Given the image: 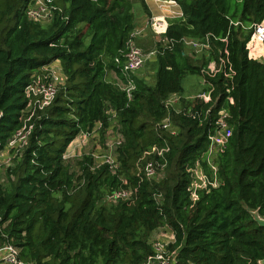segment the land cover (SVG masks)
I'll list each match as a JSON object with an SVG mask.
<instances>
[{
	"label": "trees",
	"instance_id": "1",
	"mask_svg": "<svg viewBox=\"0 0 264 264\" xmlns=\"http://www.w3.org/2000/svg\"><path fill=\"white\" fill-rule=\"evenodd\" d=\"M176 1L184 18L171 20L157 44L156 83L131 75L130 98L123 56L137 29L134 0H54L60 10L48 25L27 18L31 0H0V154L22 127L33 76L58 62L66 79L27 145L7 151L11 163L0 167V250L11 245L31 264H145L153 233L169 227L175 264L264 259V227L253 217L264 218V62L249 50L264 0H240L235 11L228 0ZM141 5L151 17L145 0ZM183 39L210 48L190 55ZM211 62L219 71L209 75ZM187 74L206 80L211 101L182 94ZM172 94L181 103L167 108ZM221 111L232 133L215 161L219 186L193 202L190 170L200 163L211 175L209 138ZM166 118L177 135L159 128ZM98 123L102 139L114 123L118 166L90 153L65 159ZM154 146L169 152L146 156ZM149 161L166 162L162 178L143 174ZM130 188L132 200L113 197Z\"/></svg>",
	"mask_w": 264,
	"mask_h": 264
},
{
	"label": "built area",
	"instance_id": "2",
	"mask_svg": "<svg viewBox=\"0 0 264 264\" xmlns=\"http://www.w3.org/2000/svg\"><path fill=\"white\" fill-rule=\"evenodd\" d=\"M146 1V0H145ZM155 1L160 9L162 10V17H155L152 20L151 28L153 32L158 35H165L168 30V25L163 29L160 24L168 19H183L184 14L181 10L178 2L176 0H151ZM60 8L54 4V0H31L30 6L26 11V16L30 21H34L40 24L50 23L54 17L56 11H59ZM140 35V32L135 30L127 44V51L124 54V66L123 72L128 80L127 84L124 86L128 97L131 98L132 92L135 90L134 80L131 78L135 72L141 70L148 59V56L144 54L143 50L137 46L134 42V38ZM184 44L191 49H194L197 52H203L210 48L209 44L200 42L196 39H183ZM251 42L255 45L264 44V21L254 26V33L251 39ZM250 50V49H249ZM157 54L156 52L153 55ZM263 54V53H261ZM260 60L259 58H256ZM264 60V59H263ZM117 62H120L117 59ZM264 62V61H262ZM53 65V64H52ZM52 65L41 70L40 73L33 76L32 82L27 86L25 94L29 100L28 106L22 116V127L13 135L10 139L8 146L4 152L0 154V157L4 154H8L7 151L19 150L25 147L28 143V139L34 130L35 122L41 118L40 113L50 107L54 102L59 88L63 86L66 82L61 75H57L52 68ZM219 71L218 65L216 62H211L205 73L211 75ZM206 80L202 81V85H206ZM212 89L208 91L202 90L197 95H192L189 98H200L203 99L206 103L211 101ZM181 96L178 94H172L166 100V107L171 108L179 106L181 103ZM230 102L233 103V100L230 99ZM110 115L115 116L114 112H109ZM228 113L226 111L220 112V118L217 122L216 132L210 136L209 150L207 152V162L210 167L211 175H207L203 166L200 163H197L196 167L190 170L192 174V183L188 188L190 192V197L193 202H196L199 199V192L203 190H208L210 187H218L219 181L217 178V165L215 164L217 155L220 152H223L226 148L229 137L231 136V128L227 122ZM101 128V123H98L95 130L91 134L80 135L79 138L85 137V139L91 137L95 132ZM159 128L168 132L171 135H177L178 128L171 122L170 118L164 119ZM111 130V129H110ZM108 130V131H110ZM77 139V138H76ZM86 141V140H85ZM74 142V141H73ZM72 142V143H73ZM120 137H117V141L114 146L106 145V151L110 152V155L104 158V160L98 159L101 163H108L113 167H117L115 157L113 155L116 145H120ZM169 152V148H159L154 146L151 150L145 153L146 156L156 155L159 158H163L165 154ZM66 152L65 159H68L70 155ZM6 163L0 162V167L2 164L9 165L11 163V156L8 157ZM74 158V157H73ZM166 169V162H153L149 161L144 165L143 174L152 180H158L162 178L164 170ZM136 190L128 189L116 192L113 197L115 200L122 199L124 201L132 200L135 195ZM156 231H159L158 233ZM151 239L150 245L153 250V254L147 259L145 264H175V252L170 250V245L175 243V235L169 227H164L156 230ZM169 233V234H168ZM2 253V259L7 264H31L22 262L18 258V251L11 245L5 246L0 250Z\"/></svg>",
	"mask_w": 264,
	"mask_h": 264
},
{
	"label": "rangeland",
	"instance_id": "3",
	"mask_svg": "<svg viewBox=\"0 0 264 264\" xmlns=\"http://www.w3.org/2000/svg\"><path fill=\"white\" fill-rule=\"evenodd\" d=\"M240 0H228V4L231 11L241 9V5L237 2ZM134 13L136 15L137 29H143L145 36L138 35L134 38V42L139 46L145 55L148 56V59L145 63V66L135 72L133 75H136L139 78L144 79L149 85H155L157 79V67L154 52H156V47L158 43L163 41V38L159 35L153 33L151 29L152 21H149V17L146 16L144 8L141 5V0H134ZM49 23L43 24L48 25ZM88 42V40H87ZM165 44V43H164ZM188 53L192 55H202L203 53L197 52L194 49L189 48ZM251 56H256L260 60L264 61V44L255 45L252 42L249 45ZM259 51V53H258ZM263 54H261V53ZM53 70L59 76L61 75L64 79V75L61 70V65L56 62L52 65ZM110 81H118L114 72H110L108 75ZM183 95L190 97L192 95H197L203 89L202 79L199 75L187 74L183 79ZM111 130L108 131L104 136V139L101 138L99 132H95L91 137L85 139L77 138L68 148L67 152L70 157L68 159H74L73 157L82 156L84 154L90 153L94 154L98 159L104 160L107 155H110L109 151H106L105 145L114 146L117 141V134L114 130V123L112 124ZM86 140V141H85ZM9 154H4L0 157L1 163H6L9 159Z\"/></svg>",
	"mask_w": 264,
	"mask_h": 264
},
{
	"label": "crops",
	"instance_id": "4",
	"mask_svg": "<svg viewBox=\"0 0 264 264\" xmlns=\"http://www.w3.org/2000/svg\"><path fill=\"white\" fill-rule=\"evenodd\" d=\"M146 2V4H147V6H148V8H149V11H150V13H151V17H149V21H152L153 20V18H155V17H162L163 16V13H162V10L160 9V7H159V5L155 2V1H151V0H146L145 1ZM170 21H171V19H168V21H163L161 24H160V26L163 28V29H165V27L168 25L169 26V23H170ZM152 29V28H151ZM137 31H139L140 32V35H142V36H145L146 35V33H144V31H143V29H140V30H138V29H136ZM153 31V30H152ZM153 33H155V32H153ZM156 34V33H155ZM156 35H158V34H156ZM159 36H161V37H163V35H159ZM258 53H259V51H258ZM261 53V52H260ZM253 58H257L256 56H252ZM157 233L159 232V231H156ZM169 234V233H168Z\"/></svg>",
	"mask_w": 264,
	"mask_h": 264
},
{
	"label": "water",
	"instance_id": "5",
	"mask_svg": "<svg viewBox=\"0 0 264 264\" xmlns=\"http://www.w3.org/2000/svg\"><path fill=\"white\" fill-rule=\"evenodd\" d=\"M253 217L261 227H264V218L260 217L258 212H254ZM260 264H264V259L260 262Z\"/></svg>",
	"mask_w": 264,
	"mask_h": 264
}]
</instances>
